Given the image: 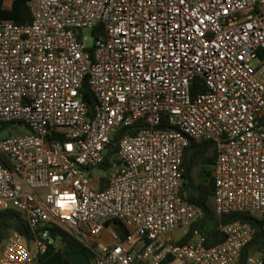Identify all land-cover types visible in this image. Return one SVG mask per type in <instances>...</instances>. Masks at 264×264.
<instances>
[{
    "label": "built area",
    "instance_id": "obj_1",
    "mask_svg": "<svg viewBox=\"0 0 264 264\" xmlns=\"http://www.w3.org/2000/svg\"><path fill=\"white\" fill-rule=\"evenodd\" d=\"M27 3L29 22L0 19V129L28 130L0 139V211L20 212L33 237L11 231L0 264H36L50 228L90 264H237L248 222L220 223L211 246L198 228L183 243L171 233L203 215L181 194L185 150L203 140L216 149L214 215L264 221V0Z\"/></svg>",
    "mask_w": 264,
    "mask_h": 264
},
{
    "label": "trees",
    "instance_id": "obj_2",
    "mask_svg": "<svg viewBox=\"0 0 264 264\" xmlns=\"http://www.w3.org/2000/svg\"><path fill=\"white\" fill-rule=\"evenodd\" d=\"M28 0H13L10 8H5L3 6L2 1H0V19H11L16 23H24L29 22L31 20V11L30 6L27 3ZM199 80L196 79L190 86V95L191 97H195L196 94L203 90L202 85L198 83ZM199 85V87H197ZM88 91V90H87ZM84 100L90 105H93L94 100L91 98L90 94L87 92L84 94ZM162 125H165V119L163 116ZM9 125V124H8ZM7 126V125H5ZM137 125L134 123L132 126L124 127L120 129L113 138V142L116 141L117 137L124 131H127L129 134H134L136 132ZM193 151L191 155L186 157V150L183 157V186L181 189V194H183V189L186 186L193 185L190 181V167L199 161L203 163H214L216 159V149L214 143L209 140H203L199 142H192L190 146ZM115 151V147L113 144L110 145L108 152L105 156V161L99 167L106 170L108 168L110 156ZM0 162L2 160L0 159ZM209 179L206 184H198L196 186L198 190V194L184 196L186 200L193 204L200 205L203 209V215L194 223H192L189 227L188 233L179 241L180 243L186 242L191 237L192 230L198 228L200 230L201 235L204 238L205 245L211 246L217 244L223 240V234L220 231L218 225H215L212 229L206 230L205 223L214 218V213L211 211L208 198L212 196L214 192V180L213 177L210 176V172L208 171ZM106 175H102L101 181L99 184V189H103L106 186ZM234 220H239L243 222H248L255 230L253 237L246 244L242 251L241 256L237 262V264H247L246 259L254 249L264 250V221H260L256 218L248 216L246 213L241 212H230L222 215L219 218V223L225 224ZM116 221V220H115ZM117 222V221H116ZM18 231L23 234L29 242L33 237V232L30 227L24 222L20 212L14 209H6L0 211V246L4 244L8 235L11 231ZM123 231L121 235H123ZM50 235L53 239H59L61 241V255L63 257L64 264H72L68 260V254L74 251H83L88 258L91 257L90 251L77 239L70 236L66 232L56 229L50 228ZM36 264H39L38 261Z\"/></svg>",
    "mask_w": 264,
    "mask_h": 264
},
{
    "label": "crops",
    "instance_id": "obj_3",
    "mask_svg": "<svg viewBox=\"0 0 264 264\" xmlns=\"http://www.w3.org/2000/svg\"><path fill=\"white\" fill-rule=\"evenodd\" d=\"M12 1L13 0H5V2L3 3V6L5 8H10ZM0 130L9 131V125L3 126ZM192 151L193 149L191 147L187 148L186 154H185L187 158L191 155ZM213 168H214V163H203L201 161L194 163L190 167V181L192 182L193 185L184 187L183 195L184 196H188V195L196 196L198 194V190L196 186L198 184L207 183V180L209 179L208 171L210 172V176H212ZM209 199L213 200L212 196L208 198V204L210 207ZM212 205H213V201H212ZM211 211L213 212V209H211ZM215 225H218V227L220 226L219 218L216 216H214L212 220H209L205 223V228L206 230H210ZM188 230H189V227H178L174 229L171 234H172V237L176 241L179 242L188 233ZM2 246L3 245L0 246V252H1ZM60 247H61V241L59 239H54L52 244L47 246L45 250L41 253L38 263L39 264H64L63 257L60 251ZM261 251L262 250L254 249L252 250L250 255L257 256L260 254Z\"/></svg>",
    "mask_w": 264,
    "mask_h": 264
},
{
    "label": "rangeland",
    "instance_id": "obj_4",
    "mask_svg": "<svg viewBox=\"0 0 264 264\" xmlns=\"http://www.w3.org/2000/svg\"><path fill=\"white\" fill-rule=\"evenodd\" d=\"M93 43V39L92 37L88 34V41L87 44L91 45ZM253 64H256V62H253ZM11 130L6 131V130H0V139L3 137H6L8 135H17L19 133H27V129L26 127H24L23 125H19V124H11L10 125ZM92 173H101V170L97 167H94L92 169ZM212 201L211 199H209L210 202V208L213 209V205H212Z\"/></svg>",
    "mask_w": 264,
    "mask_h": 264
},
{
    "label": "water",
    "instance_id": "obj_5",
    "mask_svg": "<svg viewBox=\"0 0 264 264\" xmlns=\"http://www.w3.org/2000/svg\"><path fill=\"white\" fill-rule=\"evenodd\" d=\"M68 260L72 264H90L89 263V258L87 255L79 250V251H74L68 254Z\"/></svg>",
    "mask_w": 264,
    "mask_h": 264
}]
</instances>
